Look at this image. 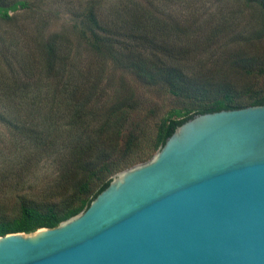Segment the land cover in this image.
Masks as SVG:
<instances>
[{
    "label": "water",
    "instance_id": "water-1",
    "mask_svg": "<svg viewBox=\"0 0 264 264\" xmlns=\"http://www.w3.org/2000/svg\"><path fill=\"white\" fill-rule=\"evenodd\" d=\"M147 158L55 228L1 236L0 264H264V105L195 115Z\"/></svg>",
    "mask_w": 264,
    "mask_h": 264
},
{
    "label": "trees",
    "instance_id": "trees-1",
    "mask_svg": "<svg viewBox=\"0 0 264 264\" xmlns=\"http://www.w3.org/2000/svg\"><path fill=\"white\" fill-rule=\"evenodd\" d=\"M93 1V4L84 9V20L81 23L83 31L76 41L62 34H53L46 40L39 36L36 41L37 64L33 63L31 54L17 52L18 67L30 80H34L33 83H17L13 80L12 74L15 70L8 61L6 64L11 77L0 68V120L19 130L25 135L24 140L31 145L26 151L24 148H18L19 151L15 148L18 156L16 158L22 161L44 155L55 156L54 160L61 168L68 165L66 162L72 160V157H83L81 161L75 162V169L83 178L77 183L74 194L65 198L62 203L44 207L33 202H20L14 217L0 215V237L11 233L29 234L42 228H55L61 222L86 210L112 178L105 180L96 192L90 190L91 180H99L105 174L114 175L152 157H139L129 165L122 164L121 161L109 162L118 149L120 131L115 126L123 127L127 116L139 106L140 101L130 88H126L121 93L116 92L113 101L105 104L103 101L107 90L101 86L100 78L85 80L83 85L76 82L78 74L75 61L80 58V42L92 54H96L99 60L107 55L125 53L135 61L134 64L123 67L132 69L149 85H155L160 80L176 98L207 101L191 115L178 109L167 112L157 126V151L176 127L195 115L264 105V96L256 94L247 98L236 97L227 86L219 87L222 96L211 100L208 96L210 87L204 84L205 80L191 77L184 71V61L190 60L196 51L202 52L204 46L211 45L213 38L217 36V29L204 34L197 23L188 24V19L184 20L182 14L181 17L177 14L172 16L168 2L174 0H120L109 3V7H105V3L110 0ZM210 1L180 0L179 4L186 5L190 12H194L196 9L192 8L195 5ZM224 1L236 7L231 11V15L237 17L235 19L243 14V7L257 9L263 27L260 31H264V0ZM26 6L21 1L8 7L0 4V21H10V13L23 10ZM142 50H149L150 56L156 61L141 60L136 53ZM67 64L70 65L71 72L65 75ZM243 64L254 65V62L245 60ZM257 69L264 71L261 66ZM64 78L66 81L72 80L71 84L67 83L65 86L66 97H38L43 93L41 82L51 81L58 87ZM99 105L101 106L97 109ZM20 114L24 116L23 119L19 118ZM34 114L43 117L30 125L31 120H27ZM60 119L64 121L60 125L62 128L57 123ZM19 120L21 123H18ZM136 140L135 135L128 136L122 156L133 151Z\"/></svg>",
    "mask_w": 264,
    "mask_h": 264
},
{
    "label": "rangeland",
    "instance_id": "rangeland-1",
    "mask_svg": "<svg viewBox=\"0 0 264 264\" xmlns=\"http://www.w3.org/2000/svg\"><path fill=\"white\" fill-rule=\"evenodd\" d=\"M19 1L26 3V8L10 13V21H0V68L11 77L6 64L8 61L15 70L12 74L13 80L17 83H33L34 80H30L18 67L17 52L31 54L33 63L37 64L36 41L39 36L46 40L53 34H62L76 41L77 36L83 31L81 23L84 20V9L94 1L0 0V4L8 7ZM116 1L120 0H110L105 3V7ZM179 2L180 0L168 2L172 16L175 17L177 14L181 17L182 14L184 20L188 19V24L197 23L200 26L199 30L204 34L217 29L215 30L217 36L213 38L211 45L204 46L202 52L196 51L190 60L184 61V71L191 77L205 80L204 84L210 87L208 96L211 100L222 96L219 89L221 86L229 87L236 97L247 98L256 94L264 96V71L257 69L259 66L264 68V31H260L263 29L260 12L254 8L243 7V14L235 19L237 17L231 13L236 7L224 0H211L195 5L192 8L196 9L194 12H190L186 5H180ZM78 51L80 58L75 61L77 64L74 63L78 74L76 82L83 85L86 83L85 80L100 78L101 86L107 90L103 101L105 104L111 102L116 92L121 93L126 88H130L140 101L139 106L127 116L125 125L115 126V129L120 131L118 149L109 162L121 161L122 164L129 165L139 157L146 159L157 148L155 147L157 126L167 112L178 109L191 115L207 102L176 98L160 80L156 81L155 85L145 83L132 69L123 67L130 66L135 61L125 53L107 55L99 60L98 56L85 48L82 42ZM136 55L147 62L156 61L150 56L149 50L139 51ZM245 60L254 62V65H244ZM70 72V65L67 64L65 75ZM67 81L64 78L58 87L51 81L41 82L43 93L38 97L41 99L51 98L53 95V98L66 97L65 86L72 83V80ZM100 106H97V109ZM42 117L40 114H34L27 121L31 120L29 123L31 125ZM19 118L23 119L24 116L20 114ZM62 122L64 121L61 119L57 121L59 126ZM18 123H21L20 120ZM129 135L136 136V145L133 151L122 156ZM24 136L19 130L8 126L6 121L0 120V215L9 218L14 217L19 203L23 201L33 202L40 207L62 203L65 198L74 194L77 183L83 178L75 169V162L81 161L83 157H72V160L66 162L68 165L61 168L55 162V156L44 155L41 158L19 161L15 148H24L26 151L31 146L30 142L24 140ZM114 175L105 174L101 175L99 180H91L90 190L96 192L105 180Z\"/></svg>",
    "mask_w": 264,
    "mask_h": 264
}]
</instances>
